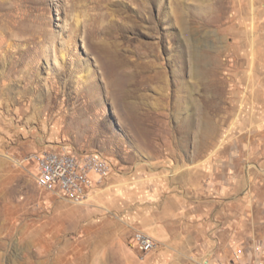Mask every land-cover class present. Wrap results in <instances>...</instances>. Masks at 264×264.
Returning <instances> with one entry per match:
<instances>
[{
	"label": "rangeland",
	"instance_id": "rangeland-1",
	"mask_svg": "<svg viewBox=\"0 0 264 264\" xmlns=\"http://www.w3.org/2000/svg\"><path fill=\"white\" fill-rule=\"evenodd\" d=\"M61 145L114 162L111 264H202L238 204V252L264 258V0H0V264H101L97 215L35 210L31 155ZM147 211L168 235L143 254L129 217Z\"/></svg>",
	"mask_w": 264,
	"mask_h": 264
},
{
	"label": "crops",
	"instance_id": "crops-1",
	"mask_svg": "<svg viewBox=\"0 0 264 264\" xmlns=\"http://www.w3.org/2000/svg\"><path fill=\"white\" fill-rule=\"evenodd\" d=\"M226 167L227 170L222 172V192L224 195L230 197L231 202H236L238 204L241 202L240 199L245 197L243 191L244 177L241 174L243 169H239V165L236 164L235 175H233V173L228 174V172L233 171L234 166H229L227 163ZM114 181L115 178L110 175L100 187L91 190L90 195L84 204L74 203L65 197L53 193H47L44 197L37 199L35 202V210L36 212H42L51 208L53 215L57 216L60 220L61 228H65V224L68 225V221L72 215L77 214L82 218L97 215L98 219L100 218V221H97L99 237L97 240H89V243L91 242L90 246L92 247L91 252L94 255L98 250L100 252V256L98 257L100 263L111 264L110 261L111 259H115V253L118 249L116 242L118 231L121 230V232H124L126 227V221L120 214L121 205L117 203L116 198L113 199L110 195L105 194L106 192L112 191L111 186L114 184ZM178 190V197L185 198L188 196V198H190V196L195 197L196 195V190L191 186L187 189L178 187ZM181 190L186 192H182L184 194H181ZM118 205L120 207H118ZM237 206H240L241 208L237 207L236 211H233L231 216L225 217L224 214L221 216V229L223 232L221 233V249H218L219 246L215 251V246L211 245L209 239L204 243V249L206 250L204 251L202 249L205 253L204 256H206V259H210L214 264L229 262L233 259V252L245 249L244 244H246L248 240L241 229V211L244 209L242 204H238ZM129 218L133 229L146 231L153 237H155L154 234H156L158 237L164 239L168 235L167 232L160 231V228H163L162 217L156 216L155 214L153 215L147 211L145 214L138 216L134 215ZM79 225L80 221L78 220L75 226L78 227ZM213 252H215V256H213ZM218 253H220L219 256H217ZM242 258L244 257L242 256ZM126 260L129 261L130 259L127 257ZM245 261L247 264H253L252 260Z\"/></svg>",
	"mask_w": 264,
	"mask_h": 264
},
{
	"label": "built area",
	"instance_id": "built-area-1",
	"mask_svg": "<svg viewBox=\"0 0 264 264\" xmlns=\"http://www.w3.org/2000/svg\"><path fill=\"white\" fill-rule=\"evenodd\" d=\"M35 161V181L46 193L65 197L78 204H84L92 189L100 187L111 175L114 162L102 152H77L67 145L47 148L31 155ZM134 246L143 254L154 250L158 243L146 231L137 229L133 233ZM256 245V254L261 253ZM253 264H264V258L257 255ZM202 264H214L204 259ZM222 264H247L240 252H233V259Z\"/></svg>",
	"mask_w": 264,
	"mask_h": 264
}]
</instances>
